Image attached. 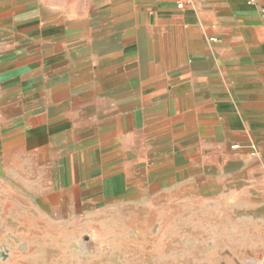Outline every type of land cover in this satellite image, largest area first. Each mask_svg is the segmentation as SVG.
Wrapping results in <instances>:
<instances>
[{
	"label": "crops",
	"instance_id": "obj_1",
	"mask_svg": "<svg viewBox=\"0 0 264 264\" xmlns=\"http://www.w3.org/2000/svg\"><path fill=\"white\" fill-rule=\"evenodd\" d=\"M263 10L264 0L182 10L0 0V187L19 185L43 212L65 209L66 223L122 192L161 231L214 224L236 243L223 251L236 264L261 255Z\"/></svg>",
	"mask_w": 264,
	"mask_h": 264
},
{
	"label": "rangeland",
	"instance_id": "obj_2",
	"mask_svg": "<svg viewBox=\"0 0 264 264\" xmlns=\"http://www.w3.org/2000/svg\"><path fill=\"white\" fill-rule=\"evenodd\" d=\"M0 187V264H236L224 249H236L205 222L147 223L139 204L130 206L122 192L113 208L81 205L43 212L29 206L35 198L19 185ZM20 189L22 191H20ZM17 195L16 197L14 196ZM14 196V197H13ZM29 201V202H28ZM193 228L194 230H189ZM205 231L212 238L204 237ZM209 231V232H208ZM242 258V259H241ZM261 255H245L237 264Z\"/></svg>",
	"mask_w": 264,
	"mask_h": 264
},
{
	"label": "built area",
	"instance_id": "obj_3",
	"mask_svg": "<svg viewBox=\"0 0 264 264\" xmlns=\"http://www.w3.org/2000/svg\"><path fill=\"white\" fill-rule=\"evenodd\" d=\"M175 2V5L178 9L182 10L185 8V6L187 5V3H189L191 0H173ZM264 13V10H263ZM233 150H239L240 146L239 145H233L232 146ZM248 264H262V262L260 260H256L253 258H250L247 260Z\"/></svg>",
	"mask_w": 264,
	"mask_h": 264
}]
</instances>
